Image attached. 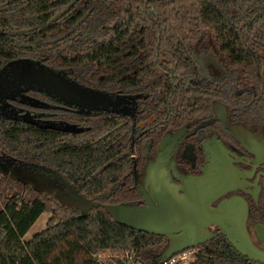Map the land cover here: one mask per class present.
<instances>
[{
	"label": "trees",
	"instance_id": "obj_1",
	"mask_svg": "<svg viewBox=\"0 0 264 264\" xmlns=\"http://www.w3.org/2000/svg\"><path fill=\"white\" fill-rule=\"evenodd\" d=\"M263 51L264 0H0V68L28 58L91 89L140 93L142 118L170 117L169 127L212 102L249 103L251 115L262 117ZM201 52L215 56L222 77L197 66ZM238 88L249 90L239 96ZM83 121L82 131L62 133L0 117V156L51 168L91 201L138 203L130 118L111 113ZM1 182V192L18 191L0 192V264H100L95 256L104 254H121L108 264H124L129 251L132 264H151L148 256L167 244L115 223L101 207L82 216L10 176ZM52 207L46 228L23 242ZM196 249L189 264H255L224 237Z\"/></svg>",
	"mask_w": 264,
	"mask_h": 264
},
{
	"label": "flooded vegetation",
	"instance_id": "obj_2",
	"mask_svg": "<svg viewBox=\"0 0 264 264\" xmlns=\"http://www.w3.org/2000/svg\"><path fill=\"white\" fill-rule=\"evenodd\" d=\"M203 71L213 78L223 76L222 69H216L214 75L207 73L205 69ZM244 90L249 89L238 88L235 94L241 96ZM106 94L120 102L116 111L106 108L89 112L66 106L57 99L46 96L49 101H45L43 94L25 90L16 91L15 95L3 100L0 107H4L9 113H15L17 120H10L13 122L30 125L22 122V119L26 118L38 124L46 121L62 122L75 126L76 129L83 128L81 123L86 117L111 113L128 116L131 120L130 179L138 193L135 175L141 181L148 162L160 156H167L164 168L180 188V193H188L187 189L199 185L200 181L215 180L221 183L224 193L210 203L211 208L232 201H242L247 208L245 229L252 244L264 252V115H251L249 103L233 102L232 105H224L212 102L208 111L200 116L192 117L188 121L184 119L178 126L169 127L167 123L170 117L162 121H158L159 118L154 116L142 118L139 104L141 101L135 96L140 93ZM47 103L49 107L43 109ZM63 116L70 117L73 122ZM141 143L142 146H139ZM0 163L5 164L6 161L0 160ZM204 231L211 235L220 232L216 226H209ZM218 237L223 236L218 235L215 238ZM148 259V262L153 264L155 256L149 255Z\"/></svg>",
	"mask_w": 264,
	"mask_h": 264
},
{
	"label": "water",
	"instance_id": "obj_3",
	"mask_svg": "<svg viewBox=\"0 0 264 264\" xmlns=\"http://www.w3.org/2000/svg\"><path fill=\"white\" fill-rule=\"evenodd\" d=\"M34 91L47 98L57 99L66 106L87 111L115 109L120 102L108 94L80 85L63 72L54 70L28 58H21L4 65L0 70V104L16 91ZM0 117L17 120L15 113L0 107ZM22 122L40 129L57 130L64 133L82 131L66 123L46 121L41 124L26 118ZM167 156L148 162L141 181L135 175V183L141 200L135 204L106 205L86 199L55 170L0 157V174L10 176L17 182L38 193L52 196L58 203L73 207L82 216L92 208H103L115 223L148 235L167 239L165 247L155 256V264H163L172 256L188 249L197 248L222 235L232 248L250 261L264 264V252L256 248L245 229L247 208L242 201L211 208L210 203L224 193L221 183L215 180L200 181L180 193L171 174L164 168ZM216 226L218 234L204 231Z\"/></svg>",
	"mask_w": 264,
	"mask_h": 264
},
{
	"label": "rangeland",
	"instance_id": "obj_4",
	"mask_svg": "<svg viewBox=\"0 0 264 264\" xmlns=\"http://www.w3.org/2000/svg\"><path fill=\"white\" fill-rule=\"evenodd\" d=\"M194 59H195V63L197 64V66L202 67L209 74L211 73L214 75L216 69H217V71L221 70L220 67L218 66V63H217L214 55L211 52H201L200 54H196V56H194ZM2 177H3V175L1 176V174H0V189H2L4 187L2 185V182H1ZM17 191H18L17 189H11L8 187L6 189V191H4V192L0 191V192H1V194L8 196V195L13 194L14 192H17ZM54 212H55V207H52L51 212H47V213L42 214L38 218V220L34 223V225L28 230V232L23 236L22 241L28 242L36 234L43 231L46 228L47 221L50 218V216H52V214H55ZM80 214H82V213L80 212ZM120 255L104 254V255H100V256H101V260L103 262L109 263L110 261L114 260V257H120ZM80 258L83 260V255H80ZM137 264H141V263L138 262Z\"/></svg>",
	"mask_w": 264,
	"mask_h": 264
},
{
	"label": "built area",
	"instance_id": "obj_5",
	"mask_svg": "<svg viewBox=\"0 0 264 264\" xmlns=\"http://www.w3.org/2000/svg\"><path fill=\"white\" fill-rule=\"evenodd\" d=\"M197 249H188L184 250L174 256H172L169 260L164 262L163 264H189L193 261L194 255L196 254ZM95 258L100 264H108L101 260L100 255H96ZM134 255L131 251L125 253V261L124 264H132Z\"/></svg>",
	"mask_w": 264,
	"mask_h": 264
}]
</instances>
